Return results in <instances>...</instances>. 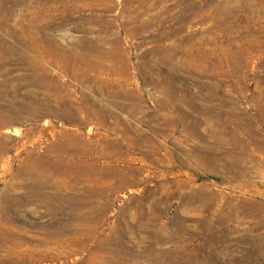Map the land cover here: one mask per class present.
I'll list each match as a JSON object with an SVG mask.
<instances>
[{
  "label": "rangeland",
  "instance_id": "rangeland-1",
  "mask_svg": "<svg viewBox=\"0 0 264 264\" xmlns=\"http://www.w3.org/2000/svg\"><path fill=\"white\" fill-rule=\"evenodd\" d=\"M0 264H264V0H0Z\"/></svg>",
  "mask_w": 264,
  "mask_h": 264
}]
</instances>
